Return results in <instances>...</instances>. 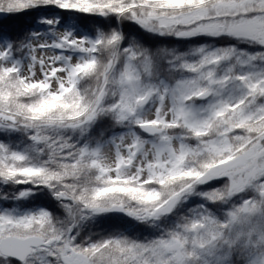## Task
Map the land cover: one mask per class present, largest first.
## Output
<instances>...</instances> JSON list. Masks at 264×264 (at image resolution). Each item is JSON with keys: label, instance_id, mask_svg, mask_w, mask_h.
I'll return each instance as SVG.
<instances>
[{"label": "snow or ice", "instance_id": "obj_1", "mask_svg": "<svg viewBox=\"0 0 264 264\" xmlns=\"http://www.w3.org/2000/svg\"><path fill=\"white\" fill-rule=\"evenodd\" d=\"M0 264H264V0H0Z\"/></svg>", "mask_w": 264, "mask_h": 264}]
</instances>
